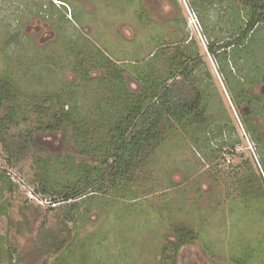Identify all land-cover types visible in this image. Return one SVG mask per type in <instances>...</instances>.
I'll return each instance as SVG.
<instances>
[{
  "label": "rangeland",
  "instance_id": "rangeland-1",
  "mask_svg": "<svg viewBox=\"0 0 264 264\" xmlns=\"http://www.w3.org/2000/svg\"><path fill=\"white\" fill-rule=\"evenodd\" d=\"M194 1L0 0V77L20 78L30 96L62 90L74 113L109 115L108 107L125 97L114 82L118 71L138 92V75L150 81L155 68L166 74L179 52L207 102L199 130L168 131L135 183L67 202L53 203V189L38 192L43 172L34 158L49 157L52 167L56 156L95 162L63 131H36L20 150L9 129L10 154L0 144V264H162L161 251L176 241L179 225L196 238L178 250L176 264H264L263 163L243 120L249 115L264 138V67L251 70L257 76L244 86L252 105L234 102L208 43L228 38L248 9L240 0H206L197 8ZM257 50L249 59L264 52ZM190 51L196 53L189 59ZM227 69L234 72L230 63ZM216 128L223 135L214 138ZM49 230L64 243L29 253Z\"/></svg>",
  "mask_w": 264,
  "mask_h": 264
},
{
  "label": "trees",
  "instance_id": "trees-1",
  "mask_svg": "<svg viewBox=\"0 0 264 264\" xmlns=\"http://www.w3.org/2000/svg\"><path fill=\"white\" fill-rule=\"evenodd\" d=\"M204 1L206 0H196L193 6L197 8L198 4ZM240 2L248 9L244 24L233 30L228 38L209 42L208 50L218 61L220 72L224 76L225 84L229 86L234 102L247 101L248 105H252V99L245 95L244 86L253 83L257 76L250 72L251 70L259 68V65L264 67V52L259 54V58L249 59V55L256 52L255 47H258L257 51L264 49V0ZM193 53L196 51L186 53V58L190 59ZM239 60L248 66H238ZM229 63L232 64L234 72L227 69ZM169 64L170 68L166 74H160L155 68L150 81H143L137 74V81L140 82L138 92L127 87L122 72L118 71L114 82L122 83L125 97L116 98L115 106L108 107L109 115H104L100 109L97 112L96 109H89L84 113H74L65 101L67 97L62 90L44 93L42 96H30L29 92L22 88L20 78L14 77L13 80L9 78L11 76L0 77V144L10 154L11 147L7 146L6 136L11 128H14L19 139L20 150L28 148L34 132L60 130L70 135L79 154L88 155L89 159L95 162L94 165L77 164L72 156L63 159L56 156L53 158L52 167L48 161L49 157L36 156L34 162L43 172L40 174L42 176L38 192L46 194L53 189V203L84 198L89 192L105 194L108 189L135 183L139 177V169L148 167L164 139L177 133V127L195 130L206 122V95L190 79L191 70L187 61L182 60L181 53L177 52L171 56ZM154 66L150 67L154 69ZM261 80H264V77ZM104 100L103 102H106ZM253 108L255 109V106ZM261 108L263 110L264 106ZM262 110L255 113H263ZM248 117L249 115H243V120L263 163L264 175V138L256 136L257 130L251 126ZM31 119L35 120L34 126L30 125ZM24 123L28 125L21 126ZM222 135L223 132L216 128L213 137ZM61 165L63 169L59 168ZM57 169L61 171L58 176ZM146 170L144 169V172ZM67 174L70 178L68 184H49L52 178H63ZM174 234L176 241L170 246H164L161 251L162 264H176L178 250L183 245L193 243L196 238L194 231L185 225L175 227ZM38 240V247L29 253H43L46 246L51 248L64 243L58 242V237L52 230L44 232V236ZM170 250L172 252L168 253Z\"/></svg>",
  "mask_w": 264,
  "mask_h": 264
}]
</instances>
